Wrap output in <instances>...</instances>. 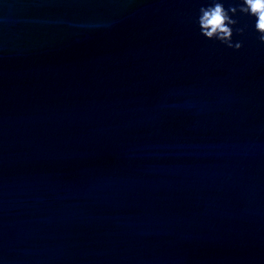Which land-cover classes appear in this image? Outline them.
<instances>
[{"label":"water","instance_id":"obj_1","mask_svg":"<svg viewBox=\"0 0 264 264\" xmlns=\"http://www.w3.org/2000/svg\"><path fill=\"white\" fill-rule=\"evenodd\" d=\"M205 0H0V264H264V45Z\"/></svg>","mask_w":264,"mask_h":264},{"label":"clouds","instance_id":"obj_2","mask_svg":"<svg viewBox=\"0 0 264 264\" xmlns=\"http://www.w3.org/2000/svg\"><path fill=\"white\" fill-rule=\"evenodd\" d=\"M240 16L252 21V29L264 45V0H205L198 8L195 24L206 40L239 50L242 43H234V33L242 35L248 28L237 26Z\"/></svg>","mask_w":264,"mask_h":264}]
</instances>
